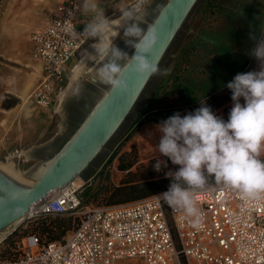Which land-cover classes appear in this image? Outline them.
Returning <instances> with one entry per match:
<instances>
[{
    "label": "built area",
    "instance_id": "obj_1",
    "mask_svg": "<svg viewBox=\"0 0 264 264\" xmlns=\"http://www.w3.org/2000/svg\"><path fill=\"white\" fill-rule=\"evenodd\" d=\"M80 5L81 0L61 4L32 36L34 56L44 68L29 98L34 108L53 109L69 63L92 41L65 31L68 23L83 31L76 21ZM92 180L58 190L35 205L23 222L73 217L74 227L63 242L42 245L38 236L26 237L18 246L19 256L0 264H120L135 259L145 264H264V197L246 201L223 187L200 192L202 225L193 227L190 218L163 201L162 193L87 208L83 194Z\"/></svg>",
    "mask_w": 264,
    "mask_h": 264
},
{
    "label": "clouds",
    "instance_id": "obj_2",
    "mask_svg": "<svg viewBox=\"0 0 264 264\" xmlns=\"http://www.w3.org/2000/svg\"><path fill=\"white\" fill-rule=\"evenodd\" d=\"M81 11L91 14L83 31L77 32L71 23L66 24L65 31L94 41L93 48L101 60L97 68L100 83L113 90H126L123 77L130 65L133 72L147 78L169 74L170 69L148 59L146 54L157 42V29L138 16L134 8L119 10L125 43L136 49L131 58L112 41L106 42L112 20L106 17L99 0H81ZM250 39L256 42L251 55L260 62V70L238 73L227 84L234 102L227 122L202 103L194 113L183 118L176 113L157 125L161 133L158 153L180 166L165 173L171 183L159 196L169 207L190 218L193 227L202 225L200 192L223 187L237 191L246 201L264 197V30L259 38L250 34ZM241 97L244 104L240 103ZM153 167L160 172L167 163L157 158Z\"/></svg>",
    "mask_w": 264,
    "mask_h": 264
},
{
    "label": "rangeland",
    "instance_id": "obj_3",
    "mask_svg": "<svg viewBox=\"0 0 264 264\" xmlns=\"http://www.w3.org/2000/svg\"><path fill=\"white\" fill-rule=\"evenodd\" d=\"M58 1L57 7L51 8L48 13L43 15L40 28L49 16L63 4L61 0ZM167 1L117 0V4L121 5L120 9L122 7L134 8L138 16H142L147 22L153 24L157 14ZM204 2L195 7L168 51L169 54L167 53L162 61L163 65L161 68L170 69L169 74L165 76L156 75L148 90L149 93L155 91L157 85L164 80L166 88L164 87L165 89H163L164 91L160 95L162 96L167 91V93H170L169 102H175L184 111L195 112L203 103V106L210 107L216 116L222 119L224 117L229 118L226 110L232 108L234 102L227 101V97L232 94L227 84L238 73L257 71L255 67L257 59L251 55V50L255 47L256 42L250 39V34L254 33L259 38L261 30H264V0H226L211 15H204L201 12ZM33 6L35 4H32L31 0H23V3L18 2V0H15V2L14 0H0V50L3 48L6 52L11 53L16 50L27 49V40L24 36L23 38L14 39V37H17L16 35L21 34L18 31L20 27L8 23L6 29L3 31L2 22L6 14L18 16L21 9L23 12L22 22L30 21V18L35 17V15L34 13L25 15L27 14L25 11H33ZM118 14L120 17V11L117 12ZM13 18L16 19V17ZM142 27L146 26L142 25ZM21 28L24 29L25 27L22 25ZM123 31L124 29L113 44L126 52L130 57L135 48L125 43ZM4 33L7 34V37L6 35L2 36ZM91 42L94 41L92 40ZM184 48H187L189 52V61H186L183 65V68L186 69L185 78L182 84L172 86L171 76H173L177 67H179L177 58ZM8 64V62L0 57V67ZM99 65L94 68L91 76L93 74L97 76L96 73ZM93 83L92 81L84 83L80 93L69 101L68 113L78 125L86 119L98 100L110 88V86L102 84L99 81L95 83L96 85ZM151 98L152 96L149 95L140 102L116 136L85 172L89 175L94 173L105 161H109L110 157L118 149L120 150L118 158L113 163L106 164L104 168L105 175L102 176V173L97 174L92 180V186L85 188L83 194L85 207L93 208L106 205L100 200L92 198L88 200L86 197L87 190L98 191L102 180L105 184L115 186V183H121L125 179V175L118 172L119 157L122 154L132 153L137 156L140 164L137 166L138 175L133 178L135 180L141 175L146 176L148 174L146 170L153 165L152 162L156 161L157 158L163 161L168 158L159 154L156 148L161 136V133L157 130V126L151 124H143L141 127L139 125L138 127L136 126L146 104ZM242 99L243 97L240 98V100ZM64 142L59 141L56 144L55 154L63 148L66 144ZM5 165H11L14 172H18L25 178H27L26 175L30 171L29 168H22L11 161L6 162V160L0 159V166ZM114 165H116L118 171L113 169ZM71 220L72 226H74V218L71 217ZM25 225L26 223H21L14 230H10L6 234L10 236V234ZM68 234L63 240L67 238ZM19 254L18 252L17 257ZM120 264L145 263L141 259H135L125 260Z\"/></svg>",
    "mask_w": 264,
    "mask_h": 264
},
{
    "label": "crops",
    "instance_id": "obj_4",
    "mask_svg": "<svg viewBox=\"0 0 264 264\" xmlns=\"http://www.w3.org/2000/svg\"><path fill=\"white\" fill-rule=\"evenodd\" d=\"M69 1L71 0H61V3ZM18 2L23 3V0H18ZM99 2L104 7L106 17L112 20V30L106 34L105 40L114 42L123 30L121 17L119 14L117 15L121 5L117 4V0H99ZM31 3L35 4L33 11H25V13L27 12L25 15L34 13L35 17L30 18V21L22 22L23 12L21 9L18 16L13 11L14 16L6 14L2 22L3 31L8 23L20 27L18 31L21 34L16 35L17 37L14 39L24 36L27 40V49L11 53L6 52L3 48L0 50V57L9 63L0 67V159L6 160V162L11 161L15 165L29 168V170L50 160L55 155L56 144L59 141L67 143L80 127L81 124H76L72 120V116L69 115L68 104L80 93L84 83L88 81L94 82V85L98 83L97 76L95 74L91 76V73L101 63L93 48L94 42H88L80 55L69 63L66 83L58 89L53 109L34 108L30 104L29 98L43 79L44 68L34 56L35 44L32 36L40 28L43 15L48 13L51 8L57 7L59 1L35 0L33 2L31 0ZM90 19L91 14L83 13L80 5L76 20L78 27L84 28ZM22 25L25 27L24 29L21 28ZM5 35L7 37L6 33L2 36ZM255 67L257 71L260 70L258 60ZM11 98L19 100L20 103L14 108L4 109V102ZM107 162L105 161L94 173L88 174L87 178L81 177L78 181L94 179L105 168ZM113 169L118 171L116 165ZM118 172L123 174V172ZM115 185L119 186L120 183H115Z\"/></svg>",
    "mask_w": 264,
    "mask_h": 264
},
{
    "label": "water",
    "instance_id": "obj_5",
    "mask_svg": "<svg viewBox=\"0 0 264 264\" xmlns=\"http://www.w3.org/2000/svg\"><path fill=\"white\" fill-rule=\"evenodd\" d=\"M200 0H168L153 22L157 42L148 55L159 66ZM136 54L134 49L130 58ZM124 91L111 87L95 104L73 136L50 160L34 167L26 177L34 184H21L0 170V233L16 222L23 223L31 209L58 190L78 180L103 152L127 121L152 80L133 72L123 77ZM20 223V224H21ZM15 227L11 230H14Z\"/></svg>",
    "mask_w": 264,
    "mask_h": 264
},
{
    "label": "trees",
    "instance_id": "obj_6",
    "mask_svg": "<svg viewBox=\"0 0 264 264\" xmlns=\"http://www.w3.org/2000/svg\"><path fill=\"white\" fill-rule=\"evenodd\" d=\"M225 1L226 0H200L197 5L204 2L201 12L204 15H211L212 12L216 11L217 8ZM187 50V48H184V50L180 52V56L177 58V64L179 67H177L175 73L173 74V76H171L172 86L182 84V81L185 78L184 74L186 73V69L183 68V65L186 61H189V52ZM179 61H181V63H179ZM162 65L163 62L161 63L160 67H162ZM155 76L156 75L153 76L152 80L150 81L149 85L147 86L146 90L144 91L143 95L136 105L137 107L145 97H148L149 95L152 96V98L146 104V107L141 114L140 119L136 123L137 127L138 125L139 127H141L143 124H151L157 126L161 123V121L166 120L168 117L176 113H179L182 118L189 113H194L193 111H184L182 108L178 107L175 102H169L170 93H167V91L162 96L160 95L161 92L164 91L163 89L166 88L164 80L157 85L155 91L149 93L148 89L154 81ZM231 97L232 94L227 97L228 102L232 101ZM19 103V100L11 98L4 102V109L14 108ZM240 103L244 104V99L240 100ZM230 110L231 108L226 110L227 114L230 113ZM223 120L227 122L228 118L224 117ZM119 152L120 150L118 149L110 157L107 164L113 163L118 158ZM165 162L167 163V168L162 169V171L160 172L155 171L153 167L156 161L152 162L153 165L146 170L148 174L146 176L141 175L138 179L135 180L133 178L138 175L137 166L140 164L139 160L137 156L132 153L122 154L119 157L118 170L120 172H123V174L125 175V179L120 183V185L112 186L103 183L102 180L99 186V190H87L86 197L88 200H90L91 198L100 200L106 205H118L163 193L168 190L171 183V179L166 178L165 173L169 170L176 171L180 167L179 165H173L169 158H167ZM101 173L102 176L105 175L104 169L101 171ZM87 176L88 173H84L82 175L83 178H87ZM25 223V226L10 234V236H8V238L0 246V263L9 262L16 259L18 246L26 237L36 235L39 237L42 245L62 242L67 233H69L74 227L72 226L71 218H42L39 220L27 221Z\"/></svg>",
    "mask_w": 264,
    "mask_h": 264
},
{
    "label": "bare ground",
    "instance_id": "obj_7",
    "mask_svg": "<svg viewBox=\"0 0 264 264\" xmlns=\"http://www.w3.org/2000/svg\"><path fill=\"white\" fill-rule=\"evenodd\" d=\"M0 170L4 174H6L10 178L14 179L15 181H17V182H19L21 184H25V185H29V186H32L34 184L32 181L29 182L28 178L23 177L18 172H14V170L12 169L11 165L0 166ZM76 181H78V180H76ZM21 222H22V220L16 222L12 227L14 228V227L18 226ZM12 227L7 229V230H5L2 233H0V242H2L4 240L6 233H8L12 229Z\"/></svg>",
    "mask_w": 264,
    "mask_h": 264
}]
</instances>
